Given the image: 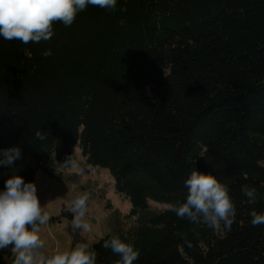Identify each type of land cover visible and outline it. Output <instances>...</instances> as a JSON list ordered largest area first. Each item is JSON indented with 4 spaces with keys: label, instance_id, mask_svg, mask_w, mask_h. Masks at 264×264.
I'll use <instances>...</instances> for the list:
<instances>
[{
    "label": "trees",
    "instance_id": "16d2710c",
    "mask_svg": "<svg viewBox=\"0 0 264 264\" xmlns=\"http://www.w3.org/2000/svg\"><path fill=\"white\" fill-rule=\"evenodd\" d=\"M53 30L39 43L0 37V150H22L0 166V191L13 175L53 177L51 160L65 167L79 148L131 203V227L90 245L96 264L120 259L102 246L112 235L139 250L134 264H264V224L249 215L264 213V0H117ZM194 169L228 187L230 230L170 210ZM62 219L66 207L49 220ZM12 256L0 250V264Z\"/></svg>",
    "mask_w": 264,
    "mask_h": 264
},
{
    "label": "clouds",
    "instance_id": "9594fccd",
    "mask_svg": "<svg viewBox=\"0 0 264 264\" xmlns=\"http://www.w3.org/2000/svg\"><path fill=\"white\" fill-rule=\"evenodd\" d=\"M116 5L117 0H0V37L23 44L49 41L54 35L55 23L70 27L77 14L89 6L115 11ZM120 11H126V8L122 7ZM50 55L51 49L43 52L44 57ZM34 135L37 140L46 139V134L40 130ZM21 151L18 146L0 150V166H12L21 158ZM64 166L78 168L72 156L66 159ZM184 184L188 190L185 202L172 205L170 210L179 218L203 223L216 230L223 222L230 230L236 209L228 187L215 175L195 169ZM241 191L249 203L255 202V188L245 185ZM88 200V194L83 193L67 205V210L73 213L71 226L74 231H91V226L84 221ZM249 215L253 226L264 224V213L253 209ZM49 218L41 206L35 183H26L20 175L11 176L5 182V190L0 191V250H11L13 264H96L98 254L86 243L46 253L40 226L47 224ZM102 246L120 257L116 264H134L140 255L133 244L125 242L119 235H112Z\"/></svg>",
    "mask_w": 264,
    "mask_h": 264
},
{
    "label": "rangeland",
    "instance_id": "374dc122",
    "mask_svg": "<svg viewBox=\"0 0 264 264\" xmlns=\"http://www.w3.org/2000/svg\"><path fill=\"white\" fill-rule=\"evenodd\" d=\"M74 160L78 165L76 169L63 167L52 159L51 164L55 167L53 177L38 172V196L49 217L60 218L63 207L67 208L76 196L87 193L89 200L84 221L91 226V231H74L72 220L62 219L57 223L49 220L40 230V236L46 243L45 252L48 254L57 249L74 247L78 243L91 245L117 229H129L132 225L124 219L131 211V203L116 194L111 174L105 169L89 167L79 148L74 154ZM153 203H150V206L155 210L168 207ZM13 259V256L9 258L8 264H13Z\"/></svg>",
    "mask_w": 264,
    "mask_h": 264
}]
</instances>
